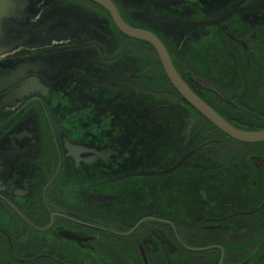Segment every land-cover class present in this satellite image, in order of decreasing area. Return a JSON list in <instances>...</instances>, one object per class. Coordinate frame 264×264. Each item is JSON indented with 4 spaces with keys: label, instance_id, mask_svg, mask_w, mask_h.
<instances>
[{
    "label": "flooded vegetation",
    "instance_id": "af4514ba",
    "mask_svg": "<svg viewBox=\"0 0 264 264\" xmlns=\"http://www.w3.org/2000/svg\"><path fill=\"white\" fill-rule=\"evenodd\" d=\"M22 1L0 54V243L17 260L201 264L217 256L202 243L264 230V144L213 125L102 4ZM109 1L197 97L264 130V0Z\"/></svg>",
    "mask_w": 264,
    "mask_h": 264
},
{
    "label": "water",
    "instance_id": "95a60500",
    "mask_svg": "<svg viewBox=\"0 0 264 264\" xmlns=\"http://www.w3.org/2000/svg\"><path fill=\"white\" fill-rule=\"evenodd\" d=\"M95 1L102 4L112 12L118 27L125 34L148 41L155 46L159 52L165 71L175 88L197 111L205 116L220 131L225 133L231 139L241 143H264V130L249 131L240 129L231 124L215 110H213L208 104L197 97L178 75L164 46L151 33L133 29L125 24L109 0ZM22 2V0H0V54L4 52L3 50H5L9 44L8 40L11 38L9 34H11L12 28H15V25H17V22L20 21V18L23 16ZM4 83V80H0V90L4 88ZM219 264H223L222 260Z\"/></svg>",
    "mask_w": 264,
    "mask_h": 264
},
{
    "label": "trees",
    "instance_id": "16d2710c",
    "mask_svg": "<svg viewBox=\"0 0 264 264\" xmlns=\"http://www.w3.org/2000/svg\"><path fill=\"white\" fill-rule=\"evenodd\" d=\"M230 123L240 129L247 130L245 128L237 126L235 123ZM241 144L244 145L245 143ZM261 144H251V147H260ZM210 234L213 235L211 232ZM219 236L220 232L217 233V241L218 239H220ZM224 239L227 242L237 243H213L215 241H210V239L209 243H202V247L216 246L212 249L207 250V252L215 253L217 256L214 259L201 260V264H219L220 254L222 250L228 253V256L223 261L224 264H264V257L259 258V256L264 253V248L260 249V247H264V245L251 243L255 241L264 242V230L254 232L252 230L234 228L233 230L224 232ZM15 252L17 257V251ZM233 255H235V257H233ZM21 256L24 257V259L22 258L21 261L17 260L12 255L10 246L7 243H0V264H60L59 262H56L49 258H33L28 254H21Z\"/></svg>",
    "mask_w": 264,
    "mask_h": 264
}]
</instances>
